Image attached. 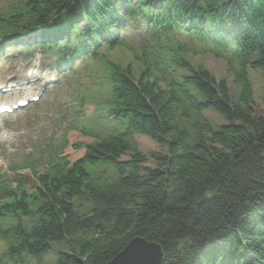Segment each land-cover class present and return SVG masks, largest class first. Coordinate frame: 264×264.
Wrapping results in <instances>:
<instances>
[{
	"label": "trees",
	"instance_id": "obj_1",
	"mask_svg": "<svg viewBox=\"0 0 264 264\" xmlns=\"http://www.w3.org/2000/svg\"><path fill=\"white\" fill-rule=\"evenodd\" d=\"M165 2L206 23L210 37L219 32L232 40L235 48L225 49L229 57L222 59L237 94L202 68L164 78L142 58L146 71L137 78L130 67L109 63L114 74L107 104L119 131L99 137L84 160L52 171L42 182L43 204L34 213L22 212L32 215L33 225L13 230L12 259L40 260L63 245L58 264H108L143 238L161 247L164 264H264V118L254 112L248 74H264V0ZM121 3L35 0L18 18L33 17L23 25L29 30L74 4L86 12L95 35L96 18L108 23ZM179 49L183 55L189 50ZM185 59L177 63L183 69ZM207 111L226 124L211 122ZM136 134L165 151L151 155L153 168H145L148 159ZM124 156L129 160L120 162ZM101 166L113 167L114 177H104Z\"/></svg>",
	"mask_w": 264,
	"mask_h": 264
},
{
	"label": "rangeland",
	"instance_id": "obj_2",
	"mask_svg": "<svg viewBox=\"0 0 264 264\" xmlns=\"http://www.w3.org/2000/svg\"><path fill=\"white\" fill-rule=\"evenodd\" d=\"M119 57H122V52L118 53ZM128 56V55H127ZM195 62L203 65V67L209 71L210 73H212L215 77H217L218 79H223L224 77H226L227 79H229V77L226 75V67L225 64L221 61V60H217L216 58H214L213 56H198L195 59ZM17 65V69L14 70H9L7 75H12L14 73H19V72H24L25 68L24 66L26 64H22L20 61H17L15 63ZM31 67H34L33 65H31ZM38 72H40V70H37ZM250 76L252 79V83H253V109L254 112L256 113V115H258L259 117L264 118V74L261 71H251L250 72ZM251 83V84H252ZM233 95H236L235 89H233ZM235 93V94H234ZM52 107H48L47 111H49ZM92 109V108H91ZM87 113V114H85ZM91 113L90 110H87V112H84V114L86 116H88V114ZM20 120H18L17 122H15V126H13L12 128L15 130H21L23 128H31L32 126H30L29 124H25V121H29L30 124L33 123L34 121L37 122V124L41 123L43 120L41 116H36V115H31L28 118H24L22 116ZM208 117L210 120H212L213 122H215L216 124H220L223 125L225 124V121L218 116L217 114L211 112L208 114ZM37 118V119H35ZM8 125H10V122H7ZM36 124V125H37ZM49 127L48 126H41L38 129H36L35 131L28 133V134H24V135H16L14 132H12L13 138H11V141H9L8 143H2V147H3V151L6 153V155L11 156L14 154H19L21 149H24L26 147L29 146H34V142L39 140L41 141L44 137L45 134H47ZM71 141L73 143H75V141L77 142H84V143H91L92 140H90L89 138H84L82 137L78 132H72L70 134ZM136 140L139 143V149L141 151V153L147 157L148 159V163L145 165V168L149 167V168H153L155 166L154 161L151 159V155L155 154V153H164L165 151L163 149H161L156 143H154L151 139L147 138V137H143V136H137ZM67 153H69V157H72V160L77 159L80 156L79 152H75L72 154L71 150L69 149L67 151ZM82 153V151H81ZM19 159H22L24 157V155L19 154L17 156ZM22 174L24 175L23 178L25 180H27V182L30 185L34 184V180L31 179V176L29 174L28 171L22 172ZM44 264H54V258L53 256H48L45 261Z\"/></svg>",
	"mask_w": 264,
	"mask_h": 264
},
{
	"label": "water",
	"instance_id": "obj_3",
	"mask_svg": "<svg viewBox=\"0 0 264 264\" xmlns=\"http://www.w3.org/2000/svg\"><path fill=\"white\" fill-rule=\"evenodd\" d=\"M161 247L142 238H136L108 264H163Z\"/></svg>",
	"mask_w": 264,
	"mask_h": 264
},
{
	"label": "bare ground",
	"instance_id": "obj_4",
	"mask_svg": "<svg viewBox=\"0 0 264 264\" xmlns=\"http://www.w3.org/2000/svg\"><path fill=\"white\" fill-rule=\"evenodd\" d=\"M153 161H154V159L153 158H151Z\"/></svg>",
	"mask_w": 264,
	"mask_h": 264
}]
</instances>
